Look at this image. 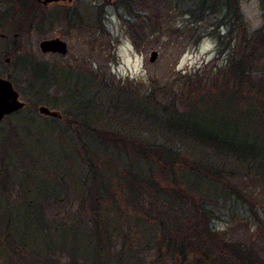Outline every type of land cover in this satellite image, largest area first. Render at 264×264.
Here are the masks:
<instances>
[{
  "label": "rangeland",
  "instance_id": "rangeland-1",
  "mask_svg": "<svg viewBox=\"0 0 264 264\" xmlns=\"http://www.w3.org/2000/svg\"><path fill=\"white\" fill-rule=\"evenodd\" d=\"M42 1L21 0L29 4V14L37 16L45 12L55 16L60 9L64 17V14L76 16L78 24L69 25L64 18L56 17L52 27L41 32L32 27L31 30L17 31L19 35L15 31L17 22L13 13L7 10L12 8L15 11L21 2L0 0V22L4 26L0 30V50H17V53L40 60L56 71L61 77V88H51L46 93L50 105L54 106L52 110L65 111L61 121L40 114L38 107L46 105L35 100L32 91L27 90L24 73L15 69L11 71L12 79L17 82L14 87L20 93L19 101L27 105L0 122V164H4L0 172V264H89V258L84 260V257L93 253L90 249L94 244L89 240L88 229V212L92 210L88 206L85 214L79 213L83 189L76 179L84 174L87 163L82 161V144L72 137L70 129L83 132L79 139L88 145L87 149L93 148L95 156L89 158L97 161L95 166L102 160L106 165L109 163L111 150L97 149L92 134L84 129L85 125L86 128L91 126L88 119L93 127L96 122L104 124L102 119L96 118L100 112L95 107L96 86L105 85L117 90L130 87L140 94L153 92L158 100L168 101L176 94H187L191 86L185 80L197 70L207 74L216 64L224 66L231 48L239 54L243 47L240 39L234 41L225 34L226 28L221 25L219 16L209 14L200 20L193 19L184 12L185 5L176 6L169 0H65L47 4ZM239 4L246 20L245 27L249 31L260 28L263 25L261 0H239ZM95 6H99L100 21L96 18ZM11 36L12 42L8 39ZM55 37L67 43L65 55L43 54L37 48L42 39ZM151 52L157 54L153 61L150 60ZM4 59H8V63ZM1 60L2 64H9V69L13 68L9 57L2 56ZM5 73L1 75L5 76ZM80 77L82 82L77 83L78 87L74 81ZM88 80L92 82L88 94L93 101L84 105L86 110L83 113L75 91ZM73 86L77 87L75 91ZM62 87L68 89L67 93L61 91ZM19 88L26 93H21ZM193 97L195 94L190 100L193 101ZM34 101L36 108L32 107ZM107 114L110 117L107 128H116L123 133H141L157 141L163 139L160 136L163 133L158 130L125 119L120 114ZM73 119L84 124L72 123ZM11 126L14 131H10ZM189 144L179 143L188 153L195 152L194 146ZM196 148L199 153L205 151ZM240 170V176L231 179L230 183L241 190L245 199L235 196L221 202L215 208L213 226L227 241L256 245L264 257V180L250 175V170L243 167ZM122 199L125 200V196L119 201ZM103 205L107 210L109 203L105 201ZM10 209L14 215L20 209L21 215L28 212L29 218L40 216L41 226L44 224L43 229L36 232L29 229L26 252L14 250L6 243L11 228L7 227L6 217L2 214L5 211L7 215ZM125 209L132 221L134 217L130 218V215L135 207L129 206L125 200ZM103 211L100 218L106 222L112 215ZM82 215L84 220L81 221ZM123 225L125 230V220ZM55 226L60 228H53ZM124 239L122 233L117 242L112 240L111 249L102 247L101 254L103 256L107 250L106 256H100L95 264H114L125 247ZM153 250L142 253L145 262L153 263ZM156 263L160 264L159 261Z\"/></svg>",
  "mask_w": 264,
  "mask_h": 264
},
{
  "label": "trees",
  "instance_id": "trees-1",
  "mask_svg": "<svg viewBox=\"0 0 264 264\" xmlns=\"http://www.w3.org/2000/svg\"><path fill=\"white\" fill-rule=\"evenodd\" d=\"M169 1L176 6L185 5L184 12L193 19L200 20L209 14L219 16L221 25L226 28L225 34L234 41L240 39L243 50L237 54L231 48V53L225 57L226 64L212 66L207 74L197 70L185 80L191 86L187 94H176L168 101L158 100L153 92L140 94L130 87L117 90L96 86L95 107L100 110L96 118L102 119L104 124L96 122L93 127L88 119L91 126L86 128L85 125L84 129L92 134L97 149L111 150V158L107 165L102 160L95 166L97 161L89 158L95 156L93 148L88 147L93 150L89 151L80 136H75L84 150L82 161L87 163L84 174L76 178L83 189L79 213L85 214L88 206L92 210L88 212V229L89 240L94 244L90 249L93 253L87 254L84 260L89 258L88 263L95 264L100 256H106L107 250L102 256V249H111L124 233L125 247L114 264H150L145 262L142 253L152 248V264H157L156 261L160 264H264L263 253L256 245L227 241L213 226L215 208L221 202L235 196L245 199L241 190L230 183L240 176V167L264 180V0H261L263 25L254 31L245 27L239 0ZM27 4L21 2L15 11L7 10L17 22L16 32L32 27L41 32L52 27L56 17L64 18L69 25L78 24L76 16L64 14V17L60 9L55 16L45 12L37 16L29 14ZM95 7L100 21L99 6ZM3 28L0 22V30ZM8 39L11 41L12 36ZM2 56L9 57L12 69L9 64H2ZM0 67V74L13 69L24 73V85L32 91L35 100L54 109L46 92L58 89L61 77L47 64L23 56L17 50L1 49ZM80 79L74 81L78 87ZM11 80L16 86V79ZM91 83L90 80L82 83L80 88L76 87L77 91L73 87L78 98L75 100L83 107V113L84 105L93 101L88 94ZM18 90L26 93L21 88ZM193 94L196 97L192 101ZM36 104L34 101L32 107L36 108ZM110 112L160 131L163 139L157 141L141 133L107 128ZM50 118L58 121V118ZM14 129L10 127V131ZM185 142H190L195 152L189 154L179 145ZM196 147L205 151L199 153ZM0 165L2 173L4 164ZM123 196L129 206L135 207L130 215L134 222L128 219L125 200L119 201ZM105 201L109 203L107 210H104ZM12 211L2 214L7 227L11 228L6 243L14 250L26 252L29 229L36 232L43 229L44 224L41 226L40 216L29 218L28 212L21 215L19 209L14 215ZM101 211L112 215L109 219L112 227L109 220H101ZM83 218L84 215L80 220Z\"/></svg>",
  "mask_w": 264,
  "mask_h": 264
},
{
  "label": "water",
  "instance_id": "water-1",
  "mask_svg": "<svg viewBox=\"0 0 264 264\" xmlns=\"http://www.w3.org/2000/svg\"><path fill=\"white\" fill-rule=\"evenodd\" d=\"M58 1L65 0H43L42 3H57ZM37 48H39L43 54L56 53L65 55L68 51L67 43L58 37L42 39ZM156 56V52H151L150 60L153 61ZM23 106L24 103L19 101V93L14 89L9 77H0V120L11 112L21 109ZM38 111L42 115L59 116L57 111L49 110V108L44 105L39 106Z\"/></svg>",
  "mask_w": 264,
  "mask_h": 264
},
{
  "label": "flooded vegetation",
  "instance_id": "flooded-vegetation-1",
  "mask_svg": "<svg viewBox=\"0 0 264 264\" xmlns=\"http://www.w3.org/2000/svg\"><path fill=\"white\" fill-rule=\"evenodd\" d=\"M2 36L5 37L6 35L2 34ZM51 54H56V53H51ZM4 60H5L6 63H8V60H6V59H4ZM0 77H9V80L12 82V85H13V87H14L13 81L11 80V79H12V77H11V72H7V73H5V76H2V75L0 74ZM73 87H74V86H73ZM73 87H72V88H73ZM14 89H15V87H14ZM73 89H74V88H73ZM67 90H68V89H66V87H62V90H61V91H63L64 93H65V92L67 93ZM17 92H18V91H17ZM18 93H19V92H18ZM19 96H20V93H19ZM26 105H27V104H24V106H23L21 109H19V110H22L23 108H25ZM19 110L13 111V112H11L10 114L4 116V117L0 120V122H3L5 119H7V118H8L9 116H11L12 114H15V113L18 112ZM58 113H59V116H56V117L51 116V115H44V116H46V117H52V118H58V119L61 121V119H63V117H65V115H64L65 111H62V112H59V111H58ZM64 122H66V121H64ZM72 123H81V121H78V120H74V119H73ZM70 131H71V133H72L71 135H72L73 138H74L75 136H81V135H83V132H82V133H80L79 131L75 132V130H71V129H70ZM85 132H87V131H85Z\"/></svg>",
  "mask_w": 264,
  "mask_h": 264
}]
</instances>
